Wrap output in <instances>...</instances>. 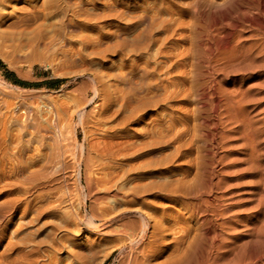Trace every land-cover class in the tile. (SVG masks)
I'll return each instance as SVG.
<instances>
[{"label": "rangeland", "instance_id": "obj_1", "mask_svg": "<svg viewBox=\"0 0 264 264\" xmlns=\"http://www.w3.org/2000/svg\"><path fill=\"white\" fill-rule=\"evenodd\" d=\"M198 1L0 0V60L5 64L0 66V264H84L77 252L90 242L96 243L97 253L89 254V264H98L111 244L105 264H128L131 245L120 247L118 235L95 230L140 226L139 209L149 198L140 193H155L147 189L156 183L150 154L164 160L172 149L164 131L171 129L172 111L161 106V112L144 113L123 128L121 73L125 69L131 75L139 66L154 80L158 76L155 84L161 86L182 25L211 18L209 6ZM194 2L198 15L192 11ZM12 21L20 23L18 28L6 26ZM6 69L41 84L19 85L5 75ZM162 91L144 89L134 96L162 97ZM149 128L157 134H148Z\"/></svg>", "mask_w": 264, "mask_h": 264}, {"label": "bare ground", "instance_id": "obj_2", "mask_svg": "<svg viewBox=\"0 0 264 264\" xmlns=\"http://www.w3.org/2000/svg\"><path fill=\"white\" fill-rule=\"evenodd\" d=\"M198 2L193 3L192 11L197 13L198 6L206 4L211 18L200 24L198 19V25L184 24L187 28L182 25V32L173 40L175 49L169 42L174 51L168 52V67L164 68L161 86L155 84L159 83L158 76L155 82L146 68L142 72L139 66L131 68V75L125 69L121 73L123 128L132 119L142 118L144 113L161 106L172 111L167 112L171 115V121L167 119L171 129H163L171 151L164 155V160L154 159L155 154L150 152L148 161L156 183L152 182L147 189L155 193H140L149 198L139 209V230L125 224L95 230L104 236L118 235L120 247L131 245L128 264H264V0H205L199 5ZM12 22L6 26L14 29L19 22ZM144 89L149 93L163 89L164 93L162 97L159 94L146 95L145 99L137 97ZM129 95L137 98L130 97L133 102L127 115ZM154 129L144 132L157 134ZM168 165L171 167L162 169ZM121 197H127V193ZM106 247L98 264H105L113 250L112 244ZM95 248V242L86 244L76 258L89 264L88 256Z\"/></svg>", "mask_w": 264, "mask_h": 264}, {"label": "trees", "instance_id": "obj_3", "mask_svg": "<svg viewBox=\"0 0 264 264\" xmlns=\"http://www.w3.org/2000/svg\"><path fill=\"white\" fill-rule=\"evenodd\" d=\"M0 66H3L5 68V64L0 60ZM5 75L10 78L11 80H13L15 83L19 84V85H22V86H30V85H33V86H39L41 83H32V82H28V81H24L20 78H18L16 76V74L13 72V71H10L8 69H6L5 71ZM63 79H57L55 80L54 82L55 83H58V82H61ZM52 84V83H51Z\"/></svg>", "mask_w": 264, "mask_h": 264}]
</instances>
